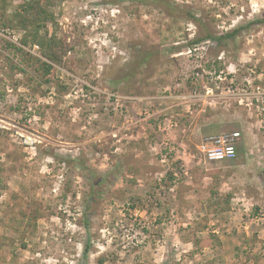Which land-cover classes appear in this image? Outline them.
I'll list each match as a JSON object with an SVG mask.
<instances>
[{"label":"rangeland","instance_id":"rangeland-1","mask_svg":"<svg viewBox=\"0 0 264 264\" xmlns=\"http://www.w3.org/2000/svg\"><path fill=\"white\" fill-rule=\"evenodd\" d=\"M258 19L264 0H0V264H264ZM220 131L237 156L207 161Z\"/></svg>","mask_w":264,"mask_h":264},{"label":"built area","instance_id":"built-area-1","mask_svg":"<svg viewBox=\"0 0 264 264\" xmlns=\"http://www.w3.org/2000/svg\"><path fill=\"white\" fill-rule=\"evenodd\" d=\"M240 138L239 131H220L209 134L199 145L200 152L210 162L234 160Z\"/></svg>","mask_w":264,"mask_h":264},{"label":"trees","instance_id":"trees-1","mask_svg":"<svg viewBox=\"0 0 264 264\" xmlns=\"http://www.w3.org/2000/svg\"><path fill=\"white\" fill-rule=\"evenodd\" d=\"M166 6L169 8L170 6L166 3ZM47 19H43V21H46ZM42 21V22H43ZM255 22H257V23H263L264 22V19H258V20H256ZM236 32H237V29H234L233 31H231L230 33H227L226 35H224V37L226 38V37H233L235 34H236ZM223 39V37H218L217 38V40L218 41H220V40H222ZM197 41V40H196ZM195 41V42H196ZM42 64L45 66V68L48 70L49 69V65L47 64V63H44V62H42ZM88 226H89V224H88V222H86V224L84 225V227H87V229H88ZM89 246H90V243H89V241L87 240L85 243H84V245H83V249H82V255H83V257L84 258H86L87 257V255H88V250H89Z\"/></svg>","mask_w":264,"mask_h":264}]
</instances>
